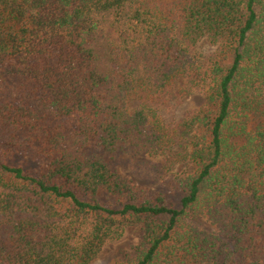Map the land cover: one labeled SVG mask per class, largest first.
Here are the masks:
<instances>
[{
    "label": "trees",
    "instance_id": "16d2710c",
    "mask_svg": "<svg viewBox=\"0 0 264 264\" xmlns=\"http://www.w3.org/2000/svg\"><path fill=\"white\" fill-rule=\"evenodd\" d=\"M129 157L184 167L178 200ZM138 225L117 264H264V0H0V264H92Z\"/></svg>",
    "mask_w": 264,
    "mask_h": 264
},
{
    "label": "rangeland",
    "instance_id": "374dc122",
    "mask_svg": "<svg viewBox=\"0 0 264 264\" xmlns=\"http://www.w3.org/2000/svg\"><path fill=\"white\" fill-rule=\"evenodd\" d=\"M198 50L202 56L206 70V66L209 65V59L216 48L211 46L209 42L203 41L199 44ZM138 104V100H133L130 104V109H133ZM206 107L207 102L201 94L184 97L175 104L174 110L169 115V120L171 121L173 119L172 116L179 118L187 111ZM128 160L129 164L120 168V172L124 176L130 178L134 184L146 188L147 192L162 191L173 200H178L180 194L175 192L174 184L179 181L184 167H177L174 171H167L162 175H158L157 170H153L149 165L154 160L144 157H129ZM98 199L105 204L112 202V198L108 197L104 192L98 194ZM194 222L209 232L215 231V228L205 220L198 219ZM143 238L144 229L141 225L128 227L123 238L117 242L107 244L92 264H117L118 262H126L129 257L131 258L136 255L137 248L143 242Z\"/></svg>",
    "mask_w": 264,
    "mask_h": 264
}]
</instances>
